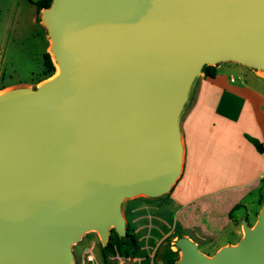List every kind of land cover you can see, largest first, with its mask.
<instances>
[{
	"label": "water",
	"instance_id": "1",
	"mask_svg": "<svg viewBox=\"0 0 264 264\" xmlns=\"http://www.w3.org/2000/svg\"><path fill=\"white\" fill-rule=\"evenodd\" d=\"M60 74L0 94V264H71L89 230L126 235L124 199L180 176L181 118L206 66L264 72V0H52L41 11ZM212 257L264 264V206Z\"/></svg>",
	"mask_w": 264,
	"mask_h": 264
},
{
	"label": "rangeland",
	"instance_id": "2",
	"mask_svg": "<svg viewBox=\"0 0 264 264\" xmlns=\"http://www.w3.org/2000/svg\"><path fill=\"white\" fill-rule=\"evenodd\" d=\"M35 11V6L27 0H0V94L17 88H37L58 75L59 67L50 52L51 40L41 23V12ZM46 55L53 62V71L45 67ZM206 67H215V78L206 75ZM206 67L181 118L183 163L180 176L170 191L159 198L139 194L124 199L121 212L126 235L119 236L112 227L104 245L97 231H86L80 241L72 245L74 262L71 264H175L181 257L175 246L180 237L190 238L201 252L212 257L220 248L235 245L243 237L242 219L251 227L256 224L264 206V184L250 191L235 185L230 190L218 188L215 191L204 181H191L183 138L185 122L206 82L216 79L220 72L246 82L264 80V72L235 61ZM223 184L229 183H217L218 186ZM188 188L195 189L196 199L187 206L178 205L173 200L174 193ZM235 202L238 204L231 205ZM88 250L95 255V262L89 261ZM125 250L129 254H125Z\"/></svg>",
	"mask_w": 264,
	"mask_h": 264
},
{
	"label": "crops",
	"instance_id": "3",
	"mask_svg": "<svg viewBox=\"0 0 264 264\" xmlns=\"http://www.w3.org/2000/svg\"><path fill=\"white\" fill-rule=\"evenodd\" d=\"M246 134L264 145V80L246 82L220 72L204 84L184 125L185 162L191 181H204L215 191L230 190L234 185L245 191L259 188L264 178V152L259 153ZM219 182L229 184L218 186ZM195 194L194 188H188L174 193L173 200L187 206L196 199Z\"/></svg>",
	"mask_w": 264,
	"mask_h": 264
},
{
	"label": "trees",
	"instance_id": "4",
	"mask_svg": "<svg viewBox=\"0 0 264 264\" xmlns=\"http://www.w3.org/2000/svg\"><path fill=\"white\" fill-rule=\"evenodd\" d=\"M27 1L31 3L32 5L36 6L37 13H40L44 8L50 6L52 0H39V1L27 0ZM45 67L49 69L50 71L54 70V65L49 55L45 56ZM205 73L210 78H215L217 75L215 67H206ZM246 138L255 146V148L257 149L259 153L264 152V145L262 142H260V140L248 134H246ZM262 184H264V178L262 179ZM132 241L134 243L136 242L135 237L133 236H132ZM125 254H129V251L125 250Z\"/></svg>",
	"mask_w": 264,
	"mask_h": 264
},
{
	"label": "built area",
	"instance_id": "5",
	"mask_svg": "<svg viewBox=\"0 0 264 264\" xmlns=\"http://www.w3.org/2000/svg\"><path fill=\"white\" fill-rule=\"evenodd\" d=\"M86 254L88 256L89 261L95 262L96 258H95V255L93 254L92 250H88L86 252Z\"/></svg>",
	"mask_w": 264,
	"mask_h": 264
},
{
	"label": "bare ground",
	"instance_id": "6",
	"mask_svg": "<svg viewBox=\"0 0 264 264\" xmlns=\"http://www.w3.org/2000/svg\"><path fill=\"white\" fill-rule=\"evenodd\" d=\"M57 74H58V75L60 74V69H59V68H58Z\"/></svg>",
	"mask_w": 264,
	"mask_h": 264
}]
</instances>
